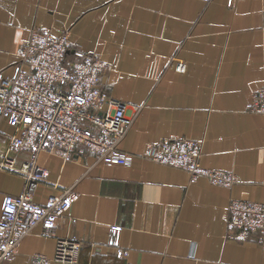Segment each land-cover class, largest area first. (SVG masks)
I'll use <instances>...</instances> for the list:
<instances>
[{
  "label": "crops",
  "instance_id": "crops-1",
  "mask_svg": "<svg viewBox=\"0 0 264 264\" xmlns=\"http://www.w3.org/2000/svg\"><path fill=\"white\" fill-rule=\"evenodd\" d=\"M34 27L68 32V62L94 55L109 64L101 84L128 105L119 149L133 160L107 165L83 146L69 161L40 153L48 177L35 200L74 188L73 221L36 226L3 264H32L36 254L69 264L53 260L58 238L82 244L78 264H264V235L236 240L227 227L232 199L264 203V114L250 110L264 87V0H0V75L15 73ZM0 128L6 143L13 129L6 120ZM168 138L200 142L201 165L238 182L215 185L152 161L148 149ZM28 158L15 155V167ZM24 184L0 168V217L4 197ZM113 225L123 228L126 259L110 246Z\"/></svg>",
  "mask_w": 264,
  "mask_h": 264
},
{
  "label": "built area",
  "instance_id": "built-area-1",
  "mask_svg": "<svg viewBox=\"0 0 264 264\" xmlns=\"http://www.w3.org/2000/svg\"><path fill=\"white\" fill-rule=\"evenodd\" d=\"M199 1L209 4L213 0ZM70 48L68 32L34 27L18 50L15 73L0 75V122L6 120L13 129L7 142H0V168L17 171L25 179L22 192L5 196L2 203L0 264L15 258L21 240L36 226L52 231L73 221L72 206L78 197L74 188L61 189L44 202L35 200L38 187L48 177L47 170L37 163L40 153L53 152L69 161L83 146L97 162L107 165L128 166L133 160L119 149L132 122L128 105L110 98L101 84L109 64L94 55L68 62ZM176 69L184 72L185 64L177 62ZM250 110L264 114V87L254 93ZM20 153H27L29 158L16 168L14 156ZM148 157L185 170L192 179L204 177L220 186L238 182L232 173L201 165L198 141L163 139L148 149ZM54 187L60 189L57 184ZM228 211L231 238L246 241L253 234L264 235V203L232 199ZM122 229L119 225L111 227L110 246L117 258L126 259L129 250L120 245ZM81 248L80 242L58 238L53 260L78 264ZM49 260L36 254L32 264H49Z\"/></svg>",
  "mask_w": 264,
  "mask_h": 264
}]
</instances>
